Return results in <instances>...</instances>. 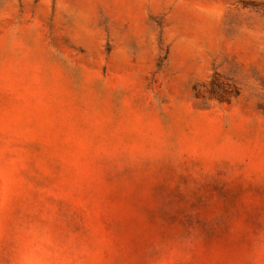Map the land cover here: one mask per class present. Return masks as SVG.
I'll return each instance as SVG.
<instances>
[{
    "label": "rangeland",
    "instance_id": "obj_1",
    "mask_svg": "<svg viewBox=\"0 0 264 264\" xmlns=\"http://www.w3.org/2000/svg\"><path fill=\"white\" fill-rule=\"evenodd\" d=\"M0 264H264V0H0Z\"/></svg>",
    "mask_w": 264,
    "mask_h": 264
}]
</instances>
